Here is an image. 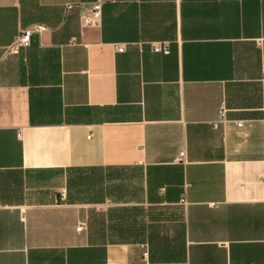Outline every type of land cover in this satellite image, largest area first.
I'll return each instance as SVG.
<instances>
[{
	"label": "crops",
	"instance_id": "crops-1",
	"mask_svg": "<svg viewBox=\"0 0 264 264\" xmlns=\"http://www.w3.org/2000/svg\"><path fill=\"white\" fill-rule=\"evenodd\" d=\"M97 1L0 0V264H264V0Z\"/></svg>",
	"mask_w": 264,
	"mask_h": 264
},
{
	"label": "built area",
	"instance_id": "built-area-1",
	"mask_svg": "<svg viewBox=\"0 0 264 264\" xmlns=\"http://www.w3.org/2000/svg\"><path fill=\"white\" fill-rule=\"evenodd\" d=\"M93 6L90 7V9L86 10L85 12L82 13V15L80 16V21L82 23L83 26L85 27H98L101 26L102 24V8H103V4H102V0H98L97 2H95L94 4H92ZM75 3L74 4H67L66 10L70 11L73 10L75 7ZM48 27L45 24H38L37 26H35V28H27L21 31V33L18 34V36L16 37V41L14 43V50L17 51L18 48L20 47H27L30 42H31V36L33 33L37 32V33H41L43 32V30H46ZM126 48V43H120L116 45V49L118 52H123ZM152 50L155 52H162L165 54H169L170 50L167 46V44L161 43V42H155L152 45ZM221 116L218 120H216L213 123V126L215 128H217L219 126V124L223 121L226 120V112L224 111V108L221 109ZM242 123L239 122V125H241ZM185 152L182 151L181 152V157H184ZM65 194H63L64 196ZM183 203H186L185 199H182ZM77 230L80 232L81 230L86 229V223L84 221H80V223L77 226Z\"/></svg>",
	"mask_w": 264,
	"mask_h": 264
}]
</instances>
